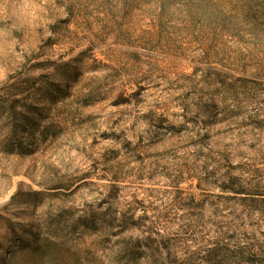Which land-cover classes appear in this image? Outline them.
<instances>
[{
    "label": "rangeland",
    "instance_id": "1",
    "mask_svg": "<svg viewBox=\"0 0 264 264\" xmlns=\"http://www.w3.org/2000/svg\"><path fill=\"white\" fill-rule=\"evenodd\" d=\"M0 264H264V0H0Z\"/></svg>",
    "mask_w": 264,
    "mask_h": 264
}]
</instances>
